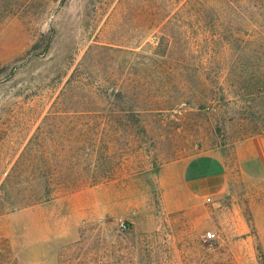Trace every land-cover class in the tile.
<instances>
[{
    "label": "rangeland",
    "instance_id": "374dc122",
    "mask_svg": "<svg viewBox=\"0 0 264 264\" xmlns=\"http://www.w3.org/2000/svg\"><path fill=\"white\" fill-rule=\"evenodd\" d=\"M228 6L0 0V264H264V177L238 153L264 136V19ZM55 103L100 128L114 157L92 147L90 172L114 180L11 210L7 176ZM201 156L225 171L188 195L176 165Z\"/></svg>",
    "mask_w": 264,
    "mask_h": 264
},
{
    "label": "trees",
    "instance_id": "16d2710c",
    "mask_svg": "<svg viewBox=\"0 0 264 264\" xmlns=\"http://www.w3.org/2000/svg\"><path fill=\"white\" fill-rule=\"evenodd\" d=\"M226 2L235 15H242L246 19L248 15L253 23H257L255 15L264 19V0H226ZM61 107L60 103L54 104V112H51L43 126L37 129L33 140L25 149L24 157L18 159L7 176V184L22 186L21 190L11 191V194L7 195L11 210L65 198L114 180L113 173L90 172L93 163L90 157L87 159L89 155L87 152H91L92 147L97 157H114L111 151L114 147L111 145H109L111 149L108 145L103 147V133H100V128L89 130L86 125L80 127L73 124L75 117H60L63 113L59 112ZM138 116H141L140 113ZM64 123L68 133L61 126ZM71 125L72 127H69ZM52 134L58 135L59 139L51 141ZM112 135L118 136L115 133ZM47 137L48 143L45 141ZM38 139L40 143L34 142ZM59 149L66 151L68 155L59 156L57 153ZM103 149H106L105 155L102 154ZM50 150L53 153L52 157L48 156ZM37 152L41 155H36ZM100 165L97 163V166Z\"/></svg>",
    "mask_w": 264,
    "mask_h": 264
},
{
    "label": "crops",
    "instance_id": "0c3cea01",
    "mask_svg": "<svg viewBox=\"0 0 264 264\" xmlns=\"http://www.w3.org/2000/svg\"><path fill=\"white\" fill-rule=\"evenodd\" d=\"M238 153L247 167L253 166L264 177V136L245 141L238 147ZM201 165L203 167H200ZM176 168L181 180L180 187H186L188 195L201 194L204 186L207 187L221 180L225 171L224 163L211 156L195 158L187 165H176ZM209 189L213 187L209 186Z\"/></svg>",
    "mask_w": 264,
    "mask_h": 264
},
{
    "label": "built area",
    "instance_id": "2783aa9c",
    "mask_svg": "<svg viewBox=\"0 0 264 264\" xmlns=\"http://www.w3.org/2000/svg\"><path fill=\"white\" fill-rule=\"evenodd\" d=\"M209 238H213V234L212 233H208Z\"/></svg>",
    "mask_w": 264,
    "mask_h": 264
}]
</instances>
